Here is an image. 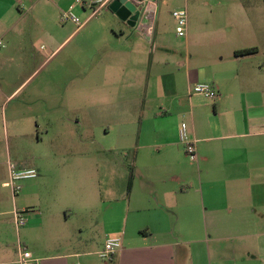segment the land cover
<instances>
[{"label": "crops", "instance_id": "1", "mask_svg": "<svg viewBox=\"0 0 264 264\" xmlns=\"http://www.w3.org/2000/svg\"><path fill=\"white\" fill-rule=\"evenodd\" d=\"M90 1L0 0L4 43L0 59L12 67L17 61L36 60V55L28 53L30 35L41 32L52 39V33L49 26L35 28L33 17L54 18L62 8L73 10L78 3L83 11L90 10ZM158 5V0H149L136 6L140 17L133 28L127 25L129 30L111 25L118 18L115 12L110 10L111 17L102 15L110 25L93 33L102 34L103 39L92 44L90 59L65 68L75 73L76 82L88 83L87 90L75 92L79 101L91 102L88 109L114 114L107 109L116 107L127 118L121 127L120 120L114 123L121 128L118 144L104 151V170L90 175L98 184L90 192V203L73 207L42 201L39 179L26 192L35 199L22 226L23 240L13 222L17 237L13 253L6 247L11 230L0 219V264H19L18 245L40 264H264V108L248 105L249 96H264V91L259 92L240 72L238 66L249 56H235L247 48L256 49L252 55H257L260 48L242 46L227 59L218 54L214 61L194 65L189 56L182 63L186 75L181 90L175 74L180 69L176 71L168 59L157 58L155 15L149 33L143 26L146 12L154 9L156 14ZM245 7L235 15L249 23L254 14ZM99 13L91 12L81 27L53 42L43 63L67 39L83 33ZM254 70L258 78L264 75L261 67ZM197 83H209L217 98L196 101V96H202L192 92ZM17 89L1 91L0 85V108ZM186 101L188 133L196 143V168L179 141L181 108ZM126 112L136 114L135 118L129 119ZM18 169L41 174L39 166ZM1 187H8L7 182ZM68 191L72 193V187ZM88 229L99 232L100 238L88 239L84 235ZM112 237H120L121 247L110 260L100 261L98 253Z\"/></svg>", "mask_w": 264, "mask_h": 264}, {"label": "rangeland", "instance_id": "2", "mask_svg": "<svg viewBox=\"0 0 264 264\" xmlns=\"http://www.w3.org/2000/svg\"><path fill=\"white\" fill-rule=\"evenodd\" d=\"M158 2L154 14L159 33L156 42L160 44L157 58L168 59L176 71L180 69V72L175 73L178 75L176 83L179 89L184 90L186 70L182 63L189 59V56H192L191 63L194 65L208 60L214 61L218 54L227 59L233 56L234 49L242 46H257L260 48L259 54L245 58L243 65L238 67L250 84L256 86L259 92L264 91V75L258 78V74H254V69L259 70L260 67L264 69V0H158ZM246 5L254 14L249 23L235 15V12L246 8ZM27 8L24 6V10ZM67 8H62V12L68 11ZM181 10L187 12L186 38L176 35L175 20L172 17L174 11ZM70 11L80 22H84L92 12L91 9L83 11L79 3ZM105 13L107 17H111L109 6L96 15L97 19L86 24L83 33L67 39L45 63L44 56L49 53L52 43L62 41L76 29V25L68 20L62 22L61 15L54 18L49 15L44 18L33 17L35 28L40 25L49 26L52 33V39L41 32L30 35L31 45L28 47V53L36 55V60L29 64L17 61L12 67L0 59L1 91L9 90L11 87L18 88L6 105L0 108V219H3L11 230L10 236H6L9 253L17 249L12 212L13 210L23 212L22 215L26 219L30 212V203L35 199L34 196L26 194L28 187L40 179L42 201L52 204L63 202L73 207L90 203V192L98 186L90 175L92 172L104 170V151L118 144L120 127L124 118H127L122 114L124 111L119 113V108H106L115 112L109 114L88 109L87 106L91 105V102L85 97L79 101L75 95L77 89L87 90L88 83L76 82L75 73L65 71L66 67L75 68V63L83 61L87 63L90 59L92 44L98 38L103 39L102 34L93 33L98 28L110 25L107 18H101ZM113 21L111 25L114 24L115 28L129 30L118 18L115 17ZM147 23V19L144 18L143 26ZM1 43L4 44L0 39V45ZM0 51H3L1 46ZM194 99L199 103L211 101L203 96H196ZM222 99L224 106H228V98ZM248 100V105L264 108V96H249ZM187 101L186 104H182L183 120L180 123V125L185 123L186 126ZM126 114L131 120L136 116L127 112ZM119 120L120 127L114 124ZM106 126L110 131H105ZM130 131L133 132V129L130 128ZM186 157L196 168L197 163L187 155ZM7 162H11L17 168L34 165L39 166L41 170L38 179L17 183L21 189L14 198L9 187H1V184L8 181ZM60 187H65V190H59ZM71 187L72 193L68 191ZM76 221L79 219L75 218ZM19 229L23 240V227ZM84 235L93 240L100 238L99 232H90L89 229Z\"/></svg>", "mask_w": 264, "mask_h": 264}, {"label": "built area", "instance_id": "3", "mask_svg": "<svg viewBox=\"0 0 264 264\" xmlns=\"http://www.w3.org/2000/svg\"><path fill=\"white\" fill-rule=\"evenodd\" d=\"M109 0H91L89 3L93 14H97L102 10ZM134 5L139 6L144 3H149V0H128ZM152 6H154L153 3ZM154 9L146 12L145 19L148 23L144 25L145 31L149 33L152 30ZM172 17L175 20V33L178 37L184 38L187 35V12L186 10L174 11ZM60 20L65 22L66 20L72 22L76 27H81L83 22L75 16L70 10L61 13ZM192 92L197 95H202L208 99L214 100L217 98V92L209 83H197L193 86ZM179 141L184 147L185 154L192 161H197L196 156V143L190 138L188 128L185 123L179 126ZM8 181L7 186L10 188L12 196L21 189L17 184L19 181L32 180L37 177V171L35 169H18L11 162H7ZM23 212L13 210L12 216L16 229L25 225V218ZM121 239L120 237H112L105 240L102 249L98 253L99 259L102 261L110 260L113 255L120 249ZM19 250V264H40L38 259L33 258L30 251L23 248L22 245H18Z\"/></svg>", "mask_w": 264, "mask_h": 264}, {"label": "water", "instance_id": "4", "mask_svg": "<svg viewBox=\"0 0 264 264\" xmlns=\"http://www.w3.org/2000/svg\"><path fill=\"white\" fill-rule=\"evenodd\" d=\"M109 9L126 25L133 28L140 17V11L128 0H113Z\"/></svg>", "mask_w": 264, "mask_h": 264}, {"label": "trees", "instance_id": "5", "mask_svg": "<svg viewBox=\"0 0 264 264\" xmlns=\"http://www.w3.org/2000/svg\"><path fill=\"white\" fill-rule=\"evenodd\" d=\"M255 50L256 49H254V48L242 49V50L236 51L235 56H237V57L250 56L255 52ZM129 186H130V179H129Z\"/></svg>", "mask_w": 264, "mask_h": 264}]
</instances>
